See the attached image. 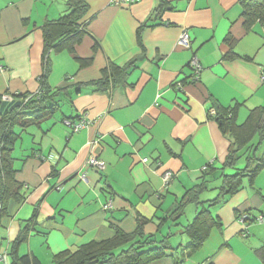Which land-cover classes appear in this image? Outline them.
Wrapping results in <instances>:
<instances>
[{
  "label": "crops",
  "instance_id": "crops-1",
  "mask_svg": "<svg viewBox=\"0 0 264 264\" xmlns=\"http://www.w3.org/2000/svg\"><path fill=\"white\" fill-rule=\"evenodd\" d=\"M166 1L154 19L157 0L120 5L85 0L83 32L73 53L92 61L81 66L67 50L50 51L46 83L63 88L54 112L60 113L30 121L23 130L15 128L20 137L12 152L14 178L22 184L24 198L9 201L0 219V251L9 248L35 212L19 253L38 259L33 244L53 257L107 239L116 228L130 232L144 218L145 233H169L171 252L183 264H264V168L208 208L217 223L192 252L185 249L189 239L181 230L201 204H187L175 221L169 217L187 188L205 181L199 202L206 206L218 195L222 170L231 174L244 167L222 168L231 141L210 111L238 104L240 123L250 109L264 105L262 27L258 22L244 27L240 0ZM66 2L0 0L1 102L38 89L41 26L63 15ZM147 20L154 26L143 29L142 48L136 31ZM183 26L191 39L189 49L177 44ZM226 39L233 41L232 58ZM192 54L201 65L196 81L188 66ZM135 59L126 85L105 90L86 85L99 79L108 63L123 66ZM81 112L89 119L86 126L73 131L63 123L66 118L77 121ZM91 156L103 161L104 169L89 167ZM207 164L214 171L202 179ZM163 170L174 174L165 190ZM238 212L253 219L241 222ZM150 264L175 263L166 256Z\"/></svg>",
  "mask_w": 264,
  "mask_h": 264
},
{
  "label": "trees",
  "instance_id": "trees-1",
  "mask_svg": "<svg viewBox=\"0 0 264 264\" xmlns=\"http://www.w3.org/2000/svg\"><path fill=\"white\" fill-rule=\"evenodd\" d=\"M239 4L244 27L250 29L254 23L258 22L264 34V0H240ZM66 5L67 9L63 15L41 26L43 70L39 77L38 89L33 93L15 94L16 100L20 101V104L0 112V219L7 214L9 201L19 202L24 198L21 191L22 184L14 178L16 170L13 167L12 152L20 137V133L16 132L15 128L23 130L30 121L42 120L59 108L56 97L63 88H50L46 83L50 69V51L67 50L73 54L75 60L80 61L81 66L88 65L92 61V57L83 59L73 53L74 44L81 39L83 29L80 21L87 11V4L85 0H67ZM166 5V0H157L154 19L160 16L161 10ZM148 21L142 23L136 31L137 43L142 48L143 29L154 26L152 21H149L151 23ZM226 41L230 43L228 57L232 58L233 41L230 39H226ZM135 63L136 59L130 60L123 66H117L110 62L102 69L99 79L88 82L86 85L92 86L93 90H105L108 86H124L127 84V76ZM237 108L238 104L231 107L216 105L212 117L222 134L229 137L231 141L222 168H234L241 163H244V167L231 174L224 173L222 170L219 176L221 184L218 188V195L209 200L206 206L199 202V195L206 189L205 181L202 180L187 188L183 195L174 202L170 211L169 217L175 221L183 214L187 204H201L192 222L183 226L181 230L189 239L185 246L189 253L202 245L209 230L217 223L208 208L218 203L220 197L232 194L241 188L244 178L251 180L264 168V105L250 109L240 123L236 121ZM213 171L214 167L207 164L202 171V179ZM243 214L236 213L238 218ZM245 214L248 216L245 221L253 219L247 213ZM34 216L35 212L19 229L9 248L5 250L9 264H42L32 254L19 253V247L27 241ZM145 222L144 218H139L136 220L135 229L130 232L116 228L114 234L107 239L89 241L79 245L75 250L59 251L53 255L52 264H150V262L166 256H171L175 264H183L181 256L176 253L173 255L171 252V247L168 244L169 233L160 237L155 234H147L143 230ZM2 263L5 264L3 261Z\"/></svg>",
  "mask_w": 264,
  "mask_h": 264
},
{
  "label": "built area",
  "instance_id": "built-area-1",
  "mask_svg": "<svg viewBox=\"0 0 264 264\" xmlns=\"http://www.w3.org/2000/svg\"><path fill=\"white\" fill-rule=\"evenodd\" d=\"M137 1H139V0H110V3L114 4V5H120V4H131V3H134ZM177 44L179 46H181L182 48H185V49H189L191 46V39H190V36L188 33V29L184 26L180 30V33H179V36L177 39ZM188 66L192 70V76H191L192 79L196 81L199 77L201 65H200V62H199V60L195 54H192V57L188 62ZM2 69H3V67L0 65V70H2ZM6 97H8L7 98L8 100H13V98H14L13 96H6ZM6 97H4V98H6ZM210 114H214V110H211ZM63 123L66 126L70 127L73 131H75V130H78V129L86 126L89 123V119L84 112H81L77 121L74 122V121H71L69 119H64ZM143 161H146V158H143ZM86 163L88 164L89 167L95 168L97 170L104 169L103 161H101L100 159H98L94 156L89 157L87 159ZM173 176H174V174L170 170H163V172H161L162 188L164 190L168 188ZM80 177L83 181H87L86 175L84 173H82L80 175ZM247 217L248 216L246 214H243V215H241L239 220L241 222H245ZM259 219L262 220L261 217H259ZM0 261H3L5 264H9V259H8V256L5 252V250L0 251Z\"/></svg>",
  "mask_w": 264,
  "mask_h": 264
},
{
  "label": "rangeland",
  "instance_id": "rangeland-1",
  "mask_svg": "<svg viewBox=\"0 0 264 264\" xmlns=\"http://www.w3.org/2000/svg\"><path fill=\"white\" fill-rule=\"evenodd\" d=\"M59 113L60 112L54 113L53 117H55V116L58 117ZM238 121L241 122L242 120H238ZM30 128H32V127H30ZM28 131H29V129H28ZM31 246L33 247L32 249L35 250L36 254H38L40 256L39 259H40V262L42 264H52V256L51 255H48V253L45 250H42L40 248H36L37 246L35 244H33ZM0 263H2V261H0Z\"/></svg>",
  "mask_w": 264,
  "mask_h": 264
},
{
  "label": "water",
  "instance_id": "water-1",
  "mask_svg": "<svg viewBox=\"0 0 264 264\" xmlns=\"http://www.w3.org/2000/svg\"><path fill=\"white\" fill-rule=\"evenodd\" d=\"M8 97L4 98L0 104V112L2 110L12 109L14 107H17L20 104V101L18 100H8Z\"/></svg>",
  "mask_w": 264,
  "mask_h": 264
},
{
  "label": "clouds",
  "instance_id": "clouds-1",
  "mask_svg": "<svg viewBox=\"0 0 264 264\" xmlns=\"http://www.w3.org/2000/svg\"><path fill=\"white\" fill-rule=\"evenodd\" d=\"M13 100H16V98H13Z\"/></svg>",
  "mask_w": 264,
  "mask_h": 264
}]
</instances>
